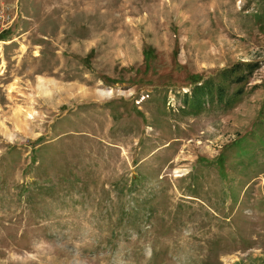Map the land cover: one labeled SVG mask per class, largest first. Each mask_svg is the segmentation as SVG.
Segmentation results:
<instances>
[{"label": "rangeland", "instance_id": "1", "mask_svg": "<svg viewBox=\"0 0 264 264\" xmlns=\"http://www.w3.org/2000/svg\"><path fill=\"white\" fill-rule=\"evenodd\" d=\"M0 264H264V0H0Z\"/></svg>", "mask_w": 264, "mask_h": 264}, {"label": "bare ground", "instance_id": "2", "mask_svg": "<svg viewBox=\"0 0 264 264\" xmlns=\"http://www.w3.org/2000/svg\"><path fill=\"white\" fill-rule=\"evenodd\" d=\"M40 79V83H39V86H43V82L41 81L42 80V78H39ZM11 88H12V86L9 88V90H11ZM13 89H14V87H13ZM12 91V90H11ZM44 93H47V91H44ZM105 95H108V94H110V90H107V92H105L104 93ZM26 117L27 118H32V113H26Z\"/></svg>", "mask_w": 264, "mask_h": 264}, {"label": "trees", "instance_id": "3", "mask_svg": "<svg viewBox=\"0 0 264 264\" xmlns=\"http://www.w3.org/2000/svg\"><path fill=\"white\" fill-rule=\"evenodd\" d=\"M196 88H197L198 90H201V89H202V86H196Z\"/></svg>", "mask_w": 264, "mask_h": 264}]
</instances>
